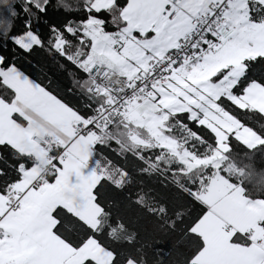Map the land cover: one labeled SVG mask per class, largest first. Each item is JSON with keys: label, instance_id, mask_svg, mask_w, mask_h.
I'll use <instances>...</instances> for the list:
<instances>
[{"label": "snow or ice", "instance_id": "snow-or-ice-1", "mask_svg": "<svg viewBox=\"0 0 264 264\" xmlns=\"http://www.w3.org/2000/svg\"><path fill=\"white\" fill-rule=\"evenodd\" d=\"M0 264H264V0H0Z\"/></svg>", "mask_w": 264, "mask_h": 264}, {"label": "trees", "instance_id": "trees-1", "mask_svg": "<svg viewBox=\"0 0 264 264\" xmlns=\"http://www.w3.org/2000/svg\"><path fill=\"white\" fill-rule=\"evenodd\" d=\"M155 239L158 240V241H160L159 243H157L155 245V247L157 249H162L164 251H167L168 250V248L170 247V244L167 241L160 240V237H156Z\"/></svg>", "mask_w": 264, "mask_h": 264}]
</instances>
